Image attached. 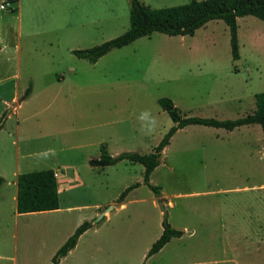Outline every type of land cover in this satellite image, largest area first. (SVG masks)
<instances>
[{
  "label": "rangeland",
  "instance_id": "1",
  "mask_svg": "<svg viewBox=\"0 0 264 264\" xmlns=\"http://www.w3.org/2000/svg\"><path fill=\"white\" fill-rule=\"evenodd\" d=\"M2 1L0 114L6 110L9 125L17 121L20 126L17 145L28 156L25 169H44L56 158L57 163L76 168L77 182L60 195V205L70 207L63 215L29 213L14 224L9 211H1V255L14 249L17 260L26 255L41 264L77 217L96 212L93 222L99 211L114 205L111 202L124 187L141 182L143 168L138 163L122 162L101 170L90 168L86 159L98 157L100 146L110 155L148 153L171 125L157 98L166 97L190 109L188 116L220 120L251 113L254 95L264 91V21L254 16L236 18L234 60L227 26L213 19L192 35L152 32L89 63L71 50L98 45L124 32L127 0H73L70 12L49 5L36 16L28 14L22 0L20 30L11 5ZM140 1L159 8L189 0ZM15 83L21 89L16 101L25 96L26 87L32 86L33 91L14 111L9 101ZM143 113L148 118L142 120ZM254 126L246 137L250 140L247 155L236 148L239 139L210 127L189 129L181 139V145L195 144L196 150L176 154L168 147L162 154L150 182L172 202L164 207L166 222L186 231L152 255L150 264H201L207 258H222L220 251H202L207 242L202 219L212 198L251 203L256 199L257 204L262 200L264 207V153L261 130ZM243 186L249 188L225 194L216 191ZM151 198L145 185L132 190L123 208L112 206L87 229L73 259L84 264H140L160 234L158 198L154 207ZM239 258L249 260L251 254L241 250L236 253L235 259Z\"/></svg>",
  "mask_w": 264,
  "mask_h": 264
},
{
  "label": "crops",
  "instance_id": "2",
  "mask_svg": "<svg viewBox=\"0 0 264 264\" xmlns=\"http://www.w3.org/2000/svg\"><path fill=\"white\" fill-rule=\"evenodd\" d=\"M23 1H24V8L26 11L28 10V14H33L35 16L37 14H40L44 10V8H48L49 5H51L55 9H56V7H58V10L70 12V8H68V7H70L72 5V2H73V0H23ZM65 6H66V8H65ZM11 7L14 8V10H12V13L15 14V17L18 20V30H20V17H21V12H22V0H16L14 3L11 4ZM58 12H60V11H58ZM208 22L209 21L204 23L201 27L197 28L196 30H198L202 27H205V25ZM29 88H30L29 93L16 101V96L18 95V93L21 92V89H19L17 83H15L14 88H13V92L11 95V99L9 101L11 103V107L14 109V111L21 104L20 102H22V100H24L26 97H28L32 94V91H33L32 86H29ZM24 90H22V92H24ZM172 103L175 107H177L179 114H180V111L183 110V113H181V116H188V112L190 109H182V108H180V106H178L174 102H172ZM6 106H7V104H5V107ZM8 116H9L8 112L6 111V117L4 118L2 126L0 127V212L7 209L10 213L9 218L12 219L13 223L15 224V222L17 221V219L19 217H24L25 214L36 213V212L17 213L15 210L16 177L19 173L28 172V171H32V170L31 169H25L26 166H28V164L25 163V161H26L25 159L28 156L21 154L19 151L18 145H17L18 132L21 131L20 126H19L17 121H14L13 125H9V123H8L9 117ZM220 120H222V119H220ZM171 124H172V122H171ZM254 125H258V124L257 123L243 124V125L236 126L230 130L224 129L221 127L216 128V127L203 126V125H198V124L185 125L184 127L176 130L170 136L167 144L161 150L160 157L162 156V154L166 151V149L168 147L170 148V151L172 153H176V154H182V153L189 152L191 150H196L197 145L194 144L192 146H183L180 144V142H181V139L185 136V133L187 130H189V129L190 130H192V129L198 130V129H202L203 127H210L213 129H222V130H224L223 133H225L226 137H234L235 136L237 138V140L239 139L237 142L236 148H238L240 150L242 148L241 152L244 153L245 155H247V154H249L248 143L250 140L246 137H249L250 135H252V132L254 130L253 127H255ZM258 127L260 128L259 125H258ZM214 138H216V140H217L218 135H214ZM261 140H262V133H261ZM101 148L103 149V147L100 146L99 153H100ZM200 148H202V147H200ZM151 150H152V148H151ZM130 152H132V151H130ZM110 156H113V155H110ZM160 157H159V162H160ZM96 158L88 157L86 159L89 167L92 169H98V168L101 170L113 169V168L117 167V165H119L122 162L123 163H134V162H129L127 160H120V161H118L112 165L91 166L89 164V161L91 159H96ZM53 161H55L54 164L48 165L44 169H51L53 172V176H54L55 181H56V192H57V198H58V207L56 209H53V210L39 211V212H51V213H57V214L63 215V213H62L63 210L70 209V207H67V206L62 207L60 205V195L63 192H65L66 190H68L71 186H73L74 182H77L75 180L76 176H77L76 168L73 167V165L68 164V163H63V164L57 163L56 158H53ZM158 165H159V163L156 166H158ZM154 168L148 176L149 183L152 185H154V183L150 182V180H151L150 176H151L152 172L154 171ZM39 170H41V169H39ZM142 172H143V170H142ZM135 182H140V181H135ZM141 182H142V179H141ZM141 182L139 185L142 184ZM132 183H134V182H132ZM132 183H130V184H132ZM139 185L137 187L130 189L126 193V195L123 197V199L120 203H116L115 201H112L111 203H113L114 205H112L111 203L110 204L112 206H116V204H118V208H123L126 205V203L128 201H130L129 196L132 193V190L137 189L139 187ZM142 185H144V184H142ZM154 186H157V185H154ZM157 187L159 190V197H155L152 194L151 205L154 207L156 205V203H155L156 199L159 198V199H161V202L165 208L166 207L168 208L169 206L171 207L172 202H170V200H168V199L166 200L163 197L162 193L160 192V187L159 186H157ZM252 187H254V186H252ZM248 188L249 187H247V186L226 187V188H218L216 191H217V193L225 194V193H228L231 191L232 192H238L240 190H247ZM260 201H261L260 204H257L256 199L251 203V200H248L247 202L246 201L244 202L243 200L242 201L241 200L236 201L235 199H227V198H225V196L224 197L217 196L216 198L211 199V202L208 203L209 208H207V210L205 211L206 213L202 219V229L205 232V239L207 241L206 243L203 242L202 251H208V252H213L214 250L220 251L222 254V256H221L222 258L217 259V260H210L209 258H207V260H202L201 264H264V207L261 208L263 203H262V200H260ZM257 205L260 206L259 210L257 208ZM244 206H247V207L242 209V207H244ZM97 210H99V208ZM107 213L108 212H106L105 215H107ZM95 214H96V212H94L92 214L87 213L86 215H83L81 217H77V219L74 221V223L71 225V227L68 228V231L63 235V237L60 240H58L54 244V246L51 247V249H49L47 254L44 256V259L41 262V264H50L51 263V257L54 255L57 248L65 241V239L73 232L75 227L78 226L81 222L89 221L91 225H94L96 222L93 223L91 220ZM104 216H102V218ZM1 224L3 225L2 222H0V226H1ZM160 225H161V223H160ZM4 228L5 229L9 228V223L7 222V220L4 223ZM88 228H90V227H88ZM87 229L84 230L77 237L74 246L69 251H67V253L64 256H62L59 259L57 264H84V263H82L76 259H73V256H74L76 249L79 245L80 239L85 234ZM161 229H162V227H160V232H161ZM181 230L186 231V228L183 227ZM191 232H193V231H191ZM11 236L13 237V232H12ZM209 239H210V241H209ZM204 244H205V246H204ZM241 250H242V252H247V253L251 254V259H249V260L242 259V258L235 259L236 253L240 254ZM227 252H229V255L225 256ZM154 254H152V255H154ZM142 255H143V253L141 254V256ZM152 255L144 258L140 264H150L149 262H150ZM35 263L36 262L33 260L32 257H27L26 255L20 256L19 259L17 260L16 251H14V249H13L12 253H7V255H1L0 254V264H35ZM88 264H97V263L94 262V263H88Z\"/></svg>",
  "mask_w": 264,
  "mask_h": 264
},
{
  "label": "trees",
  "instance_id": "3",
  "mask_svg": "<svg viewBox=\"0 0 264 264\" xmlns=\"http://www.w3.org/2000/svg\"><path fill=\"white\" fill-rule=\"evenodd\" d=\"M16 0H4L11 5ZM128 1V28L121 34L101 42L98 45L86 49H73L71 53L77 58L94 63L99 57L111 49L120 48L131 43L133 40L148 36L152 32H159L169 36L192 35L193 32L204 23L213 19H221L228 28L229 46L231 58H237L236 43V18L251 15L264 21V0H189L185 3L150 8L140 0ZM14 10V8H10ZM29 86L25 88L24 95L29 93ZM255 109L242 117L235 119H214L196 116H181L177 107L166 97L156 99L157 105L165 111L172 124L167 128L160 140L148 153L121 152L110 156L101 148L96 159H91V166L112 165L120 160L139 163L143 167L142 184H144L155 197H159L157 186L149 183L148 176L153 168L159 163L162 148L167 144L170 136L178 129L189 124L203 126L221 127L232 129L236 126L257 123L262 133V147L264 153V91L254 95ZM6 117V110L0 115V127ZM140 182L129 184L121 190L115 198L120 203L126 193L137 187ZM58 207L56 192V181L51 169L32 170L19 173L16 177V201L15 210L17 213L39 212L53 210ZM91 224L88 221L81 222L73 232L57 248L51 257L50 264H57L75 244L77 237ZM161 232L151 243L145 253V258L156 253L171 238L180 237L182 231L171 227L166 221L161 222Z\"/></svg>",
  "mask_w": 264,
  "mask_h": 264
},
{
  "label": "water",
  "instance_id": "4",
  "mask_svg": "<svg viewBox=\"0 0 264 264\" xmlns=\"http://www.w3.org/2000/svg\"><path fill=\"white\" fill-rule=\"evenodd\" d=\"M156 202H157V206L161 212L162 221H166V210H165V208L161 202V199L158 198ZM111 208H112V205H108L106 208L99 211L97 216L93 220V223L98 222L102 218V216H104L106 214V212H108Z\"/></svg>",
  "mask_w": 264,
  "mask_h": 264
},
{
  "label": "clouds",
  "instance_id": "5",
  "mask_svg": "<svg viewBox=\"0 0 264 264\" xmlns=\"http://www.w3.org/2000/svg\"><path fill=\"white\" fill-rule=\"evenodd\" d=\"M146 118H148V113H143L142 115H141V119L143 120V119H146ZM152 129L150 128L149 129V131H151Z\"/></svg>",
  "mask_w": 264,
  "mask_h": 264
},
{
  "label": "built area",
  "instance_id": "6",
  "mask_svg": "<svg viewBox=\"0 0 264 264\" xmlns=\"http://www.w3.org/2000/svg\"><path fill=\"white\" fill-rule=\"evenodd\" d=\"M5 5H7V4H5ZM0 8H3V5L2 4H0Z\"/></svg>",
  "mask_w": 264,
  "mask_h": 264
}]
</instances>
